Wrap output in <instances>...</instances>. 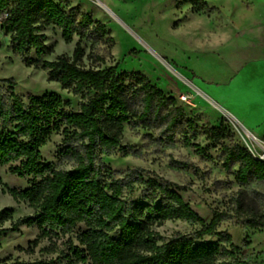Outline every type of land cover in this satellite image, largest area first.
<instances>
[{
  "label": "trees",
  "instance_id": "obj_1",
  "mask_svg": "<svg viewBox=\"0 0 264 264\" xmlns=\"http://www.w3.org/2000/svg\"><path fill=\"white\" fill-rule=\"evenodd\" d=\"M185 3L197 13L214 10L204 0ZM48 27L58 29L65 44L74 37L79 39L70 57L60 55L40 67L47 71L49 82L79 99L78 110L72 112V103L54 93L21 97L14 92L12 79L0 80V167L10 166V175L31 180L26 189L4 193L36 210L34 216L17 220L12 219L10 209L0 210V238L22 227H36L38 235L25 251L32 254L41 241L68 235L83 225L78 246L69 248L76 263L243 264L234 257L239 249L231 236L217 229L235 219L237 225L264 230V195L260 190L248 191L252 185L264 189V161L235 142L223 122L199 127L174 97L145 76L118 72V65L86 67L80 41H90L92 48L113 39L106 26L80 6H72L70 0H0V32L9 37L11 52L26 67L37 64L30 57L32 52L37 58L52 53L43 34ZM104 62L99 55L91 58V64ZM131 120L134 128L155 136L154 142L172 147L180 139L181 146L193 149L196 155L206 151L196 143L204 136L217 149L222 170L232 174L240 188L227 208L213 209L207 223L180 196L184 187L157 176L147 177L140 169L115 178L102 163L101 154L120 150L124 126ZM53 134L62 136L58 164H70L69 170H56L41 160L40 149ZM169 164L173 168L190 167L186 160H170ZM135 186L142 187L144 204L124 198ZM166 221H182L200 229L192 237L176 233L159 245L162 239L155 228ZM7 223L9 226L4 227ZM112 232H117L118 238L112 237ZM204 237L216 241L204 242ZM0 264L56 263L52 259H5Z\"/></svg>",
  "mask_w": 264,
  "mask_h": 264
},
{
  "label": "rangeland",
  "instance_id": "obj_2",
  "mask_svg": "<svg viewBox=\"0 0 264 264\" xmlns=\"http://www.w3.org/2000/svg\"><path fill=\"white\" fill-rule=\"evenodd\" d=\"M70 1L104 24L113 39L100 41L92 48L90 41H80L86 67L107 69L118 65V72L145 76L174 97L185 115L199 127L223 122L235 142L264 161V0H204L214 9L210 13L193 11L185 0ZM43 34L52 53L37 58L32 52L30 57L37 64L26 67L11 52L9 37L0 32V80L12 79L16 84L14 92L21 97L57 94L69 100L71 111L76 112L79 99L61 90L59 84L49 82L47 71L40 67L57 56L70 57L79 39L74 37L70 44H65L61 32L53 27ZM96 55L104 57L105 62L91 64ZM180 95H187L188 101L180 102ZM133 123L131 120L124 126L120 150L101 154L102 163L115 178L123 177L128 170L140 169L147 177L157 176L184 187L180 196L207 223L213 209L227 208L229 199L240 188L233 175L222 170L217 149L204 136H199L196 143L206 151L196 155L193 149L183 148L180 139L172 147L154 142L155 136L149 137V132L134 128ZM250 123L255 125L251 127ZM246 132L254 139L248 138ZM61 139L59 134L50 137L40 149L41 160L56 170H69L70 164L59 165L57 161ZM170 160H186L190 167L173 168ZM9 167H0V210L10 209L13 220L32 217L36 210L27 203L14 202L4 193L9 189L23 190L31 184L30 178L10 175ZM252 190H260L264 195V189L256 185L248 188ZM124 198L145 203L142 187L138 186L131 194H124ZM236 221L221 224L217 231L231 236L239 249L234 252L238 261L264 264V230L237 225ZM8 226L7 223L4 227ZM199 229L198 225L182 221H166L155 231L162 239L158 243L161 245L176 233L192 237ZM84 230L83 225H78L68 235L45 239L29 254L25 251L36 239L38 230L22 227L19 232L0 238V261L52 259L56 264H81L71 258L69 248L78 246L77 236ZM110 235L118 238L117 232ZM203 241L215 242L216 238L204 237Z\"/></svg>",
  "mask_w": 264,
  "mask_h": 264
},
{
  "label": "built area",
  "instance_id": "obj_3",
  "mask_svg": "<svg viewBox=\"0 0 264 264\" xmlns=\"http://www.w3.org/2000/svg\"><path fill=\"white\" fill-rule=\"evenodd\" d=\"M179 101L182 103H186L188 101V96L187 95H180L179 96ZM251 153V152H250ZM255 158H257L253 153H251ZM259 159V158H257ZM261 160V159H260Z\"/></svg>",
  "mask_w": 264,
  "mask_h": 264
},
{
  "label": "bare ground",
  "instance_id": "obj_4",
  "mask_svg": "<svg viewBox=\"0 0 264 264\" xmlns=\"http://www.w3.org/2000/svg\"><path fill=\"white\" fill-rule=\"evenodd\" d=\"M245 135L248 137V138H252V139H254V137L252 136V135H250L249 133H245Z\"/></svg>",
  "mask_w": 264,
  "mask_h": 264
},
{
  "label": "crops",
  "instance_id": "obj_5",
  "mask_svg": "<svg viewBox=\"0 0 264 264\" xmlns=\"http://www.w3.org/2000/svg\"><path fill=\"white\" fill-rule=\"evenodd\" d=\"M255 123V122H254ZM251 124V127L253 126V125H255V124H253V123H250ZM250 126V125H249Z\"/></svg>",
  "mask_w": 264,
  "mask_h": 264
}]
</instances>
